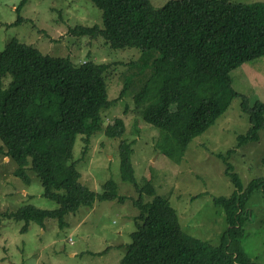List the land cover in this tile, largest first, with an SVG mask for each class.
Returning <instances> with one entry per match:
<instances>
[{"label":"trees","instance_id":"trees-1","mask_svg":"<svg viewBox=\"0 0 264 264\" xmlns=\"http://www.w3.org/2000/svg\"><path fill=\"white\" fill-rule=\"evenodd\" d=\"M89 1L102 13L101 26L78 25L68 32L90 40L102 38L114 50H140L138 60L129 63L121 76L119 97L139 77L133 101L142 120L160 131L164 154L181 161L189 143L205 133L234 98L241 100L250 125L245 134L237 136L238 146L258 141L264 129V103L257 100L251 105L238 93L231 72L264 56L263 2L169 0L155 8L149 0ZM35 52L16 39L0 52V156L15 164V177L26 184L30 183L27 171L33 172L43 188L42 196L58 207L41 210L27 205L0 214L24 221L21 232L30 222L42 227L48 219L56 220L62 229L65 217L80 207H91L95 200L126 199L117 195L112 182L99 194L88 189L80 182L73 161L76 137L81 136L87 146L102 128V111L112 105L105 80L110 64L90 60L76 66L68 58L37 59ZM3 79H7L6 87ZM105 133L120 138L122 119H114ZM131 153L130 144L121 142V175L139 193L133 200L139 214L120 264H254L242 240L244 224L251 218L247 204L257 192L264 195V174L243 188L232 168L225 165L234 191L228 198L213 199L224 210L228 225L214 246L186 234L176 211L149 181L138 185ZM143 194L150 197L148 202L141 198Z\"/></svg>","mask_w":264,"mask_h":264},{"label":"rangeland","instance_id":"rangeland-1","mask_svg":"<svg viewBox=\"0 0 264 264\" xmlns=\"http://www.w3.org/2000/svg\"><path fill=\"white\" fill-rule=\"evenodd\" d=\"M149 1L160 8L169 0ZM232 2L252 4L264 0ZM18 7L19 12L15 10ZM101 15L89 0H0V52L16 39L34 47L37 59L68 58L76 66L90 60L110 64L105 80L112 105L102 111V128L87 146L81 136L76 137L73 161L80 182L88 189L99 194L107 182H112L117 195L126 198L123 202L95 200L91 207H80L65 217L62 229L56 220L48 219L42 227L30 222L21 232L24 221L0 216V264H120L139 214L133 204L139 193L121 175V142L130 144V161L138 185L149 181L156 194L176 211L183 231L214 246L228 225L224 210L215 206L213 199L228 198L234 191L224 172L225 165L232 168L243 188L264 174V129L259 131L258 141L238 146L237 136L250 127L239 98H234L215 123L189 143L181 161L164 154L160 131L142 120L133 101L139 77L133 79V88L119 97L121 76L127 73L129 63L138 60L140 50H114L102 38L90 40L68 32L78 25L101 26ZM18 17L21 20L15 24ZM231 78L233 88L251 105L257 100L264 103V56L232 71ZM7 79H3L5 87ZM118 118L124 123V133L120 138H110L105 131ZM14 171L15 164L0 156V214L27 205L57 209L56 203L42 196L43 188L33 172L27 171L30 183L26 184L15 177ZM141 198L144 202L150 200L145 194ZM247 207L251 218L244 224L242 248L254 264H264V195L257 192Z\"/></svg>","mask_w":264,"mask_h":264},{"label":"crops","instance_id":"crops-1","mask_svg":"<svg viewBox=\"0 0 264 264\" xmlns=\"http://www.w3.org/2000/svg\"><path fill=\"white\" fill-rule=\"evenodd\" d=\"M5 160H7V158H5ZM4 162V161H3Z\"/></svg>","mask_w":264,"mask_h":264}]
</instances>
